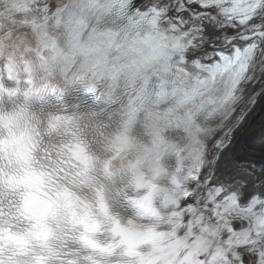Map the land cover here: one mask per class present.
I'll list each match as a JSON object with an SVG mask.
<instances>
[{
	"label": "snow or ice",
	"instance_id": "obj_1",
	"mask_svg": "<svg viewBox=\"0 0 264 264\" xmlns=\"http://www.w3.org/2000/svg\"><path fill=\"white\" fill-rule=\"evenodd\" d=\"M0 264H264V0H0Z\"/></svg>",
	"mask_w": 264,
	"mask_h": 264
}]
</instances>
